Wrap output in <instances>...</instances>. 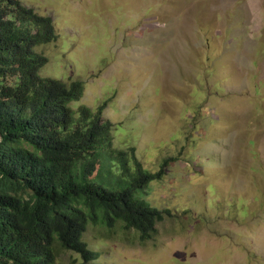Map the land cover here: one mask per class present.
<instances>
[{
	"label": "rangeland",
	"instance_id": "obj_1",
	"mask_svg": "<svg viewBox=\"0 0 264 264\" xmlns=\"http://www.w3.org/2000/svg\"><path fill=\"white\" fill-rule=\"evenodd\" d=\"M52 18L39 76L107 103L113 146L166 175L157 236L90 226L95 264H264V0H21ZM63 250L56 264H82Z\"/></svg>",
	"mask_w": 264,
	"mask_h": 264
},
{
	"label": "trees",
	"instance_id": "obj_2",
	"mask_svg": "<svg viewBox=\"0 0 264 264\" xmlns=\"http://www.w3.org/2000/svg\"><path fill=\"white\" fill-rule=\"evenodd\" d=\"M54 26L21 0H0V264H56L63 250L95 264L90 226L148 242L171 214L144 196L172 159L146 170L134 147L114 148L106 102L74 109L82 82L39 76L48 60L37 49L58 39Z\"/></svg>",
	"mask_w": 264,
	"mask_h": 264
}]
</instances>
